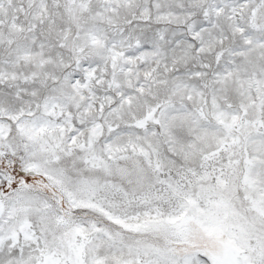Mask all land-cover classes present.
<instances>
[{"label":"snow or ice","instance_id":"obj_1","mask_svg":"<svg viewBox=\"0 0 264 264\" xmlns=\"http://www.w3.org/2000/svg\"><path fill=\"white\" fill-rule=\"evenodd\" d=\"M0 264H264V0H0Z\"/></svg>","mask_w":264,"mask_h":264}]
</instances>
